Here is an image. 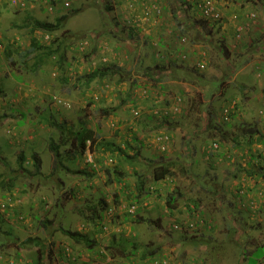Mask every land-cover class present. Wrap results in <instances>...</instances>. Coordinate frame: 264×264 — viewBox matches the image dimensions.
<instances>
[{
  "label": "rangeland",
  "instance_id": "obj_1",
  "mask_svg": "<svg viewBox=\"0 0 264 264\" xmlns=\"http://www.w3.org/2000/svg\"><path fill=\"white\" fill-rule=\"evenodd\" d=\"M27 1L28 10L19 7L23 0H0V240L10 235L0 243V264H247L250 258L249 264H264V255L257 261L255 254L264 247V143L248 141L252 127L264 130V75L258 74L264 50L254 52L250 44L262 33L257 27L264 29V0L245 7L209 0L223 17L212 28H199L195 20L202 13L194 0H64L78 9L52 34L68 45L64 72L56 69L60 52L37 67V57L30 53L24 64L20 54L32 37L21 27L27 14L53 21L67 12L63 0L56 6ZM180 19L194 23L185 40L177 37ZM38 37L45 45L52 41L47 34ZM9 42L18 47L11 58L5 50ZM180 55L190 60L181 61ZM112 57L123 65L117 77L79 81ZM168 60L171 70L153 80L157 63ZM200 60L205 67L197 69ZM240 82L250 85L247 96ZM128 90L135 102L122 105ZM53 119L67 120L71 129L86 121L99 141L140 154L127 160L117 151L105 154L89 146L60 161L49 148L51 135L57 140L61 135ZM34 152L42 161L40 171ZM161 164L172 174L154 180ZM115 167L124 172L121 177ZM142 180L147 191L135 203L132 193ZM174 189L180 197L170 208L166 198ZM128 213L139 220H125ZM28 237L38 243L21 244ZM134 243L137 254L127 256ZM157 247L160 255L146 262L144 248Z\"/></svg>",
  "mask_w": 264,
  "mask_h": 264
},
{
  "label": "trees",
  "instance_id": "obj_2",
  "mask_svg": "<svg viewBox=\"0 0 264 264\" xmlns=\"http://www.w3.org/2000/svg\"><path fill=\"white\" fill-rule=\"evenodd\" d=\"M48 1L51 3V6H54V5L56 6L58 4V2H60L62 0H48ZM196 1L198 3L200 2V0H196ZM196 1L194 0L195 3L194 2H192V3H194V7L196 9H198L199 12L202 13L201 14L202 16L199 19L195 20L199 23L198 24L199 28H201L200 26H204V24L206 26H209L212 28L214 23L218 22L220 19L222 20L223 17H222L221 11H219L218 9H212L209 12H206L204 9H202L198 6ZM234 1L237 3H240L241 6L245 7L247 3L253 2L254 0H241V1L234 0ZM184 2H185V0H184ZM18 3H20V2H18ZM255 3H256V1H255ZM21 4L22 5L19 6L20 8H26L28 10V5H27L28 1L27 0H23V3H21ZM63 4H65L64 0H63ZM107 8L110 10L111 6H108ZM66 9H67V12L56 16V18L53 21L49 20L48 18H44V19L43 18L42 19L41 18H35V17L33 18L32 12L27 14L28 16L25 17V21L21 24V27L22 28L23 27L28 28L30 30V33L32 34V37H31L29 48L26 50H20V54L23 57L24 64H27V59H30V53L33 54L34 57H37V60L34 62V65H33L34 67H37L42 61H44L45 58H50L55 53L60 52L61 55H60L59 61L57 62L58 68H56V69H59L60 72L65 71V65L64 64H67V65L69 64L68 58L66 57V50L68 48V45H64V43H65L64 40H60V37H58V36L54 37L52 34L54 32H56L57 30H59L60 28L64 27L65 23L68 21L70 16L74 15L78 11V9L75 7L71 8V5L66 7ZM44 10H46V8H44ZM53 10H54V8L51 11H53ZM214 15H216L217 17H214ZM253 15H254L253 18L255 19V21L259 20V18L257 17V14L253 13ZM174 16H175V18H178V15L175 11H174ZM180 20H182L183 24L180 26L181 33H177V37L184 39V37H186L185 32H187V30H189L190 26L194 25V23L192 24L190 21L187 22L185 19H180ZM201 20H202V22H201ZM259 26H261V25H259ZM256 30L261 31L262 33H260V35L258 34L257 36L255 35L252 37L250 44H251L252 50L254 52H258L257 51L258 47L261 50H264V29L261 26V27H257ZM132 31H133V29H132ZM38 33L39 34L40 33L47 34L48 37H51L52 41H49L50 44H47V45L42 44V42L39 40ZM63 46H64V49H63V52H61V48ZM226 46H228V45L227 44L222 45V49H223V51L225 50V54L228 53ZM13 47H14L13 42H9V43L5 44V48H6L5 50L7 53L6 55L8 58L12 57V51H16L18 49V47H16V48L14 47L15 49ZM118 48H120V47H118ZM118 48H116V49H118ZM39 50H41V52ZM93 50L96 51V48ZM188 56L189 57L188 58L186 57V59L190 58V55H188ZM178 58H180L181 61L186 60V59H184L183 55H180ZM249 58L250 57L246 58L245 61L241 62L242 66L244 65V63L247 62V59L249 60ZM203 61L202 60L196 61L195 67L197 69L198 68L200 69V67L197 65L201 64L200 66L204 68L205 62H203ZM59 62H60V64H58ZM188 62L189 61H187V63ZM120 63H121L120 58L116 59V58L112 57V58H110V60L109 59L105 60V62L102 63L101 65H95L93 67V70L90 73H87L86 75H84L85 79L82 75L79 76L78 79H79V81L80 80H86V82H89L92 79L93 80L94 79H99V80L112 79L114 77H117L118 73L122 70L123 67H121V66H123V65H121ZM157 64H158L157 65L158 69L155 70L154 75L150 74V76L154 78V79L152 78L153 80L160 81L161 80L160 76L164 75L165 73H168L171 70L170 68L173 67L174 63L171 60H168L167 65H164L163 63L160 64L159 62ZM256 65H258V64H256ZM169 66H170V68H169ZM242 66H239V67H242ZM258 74H260L262 77V74L264 75V68H261V71ZM60 76H61V80L64 79L63 82H65V83L69 82L70 79H69L68 75L60 74ZM155 77H156V79H155ZM121 78L122 77L120 76L119 79L121 80ZM120 80L117 81V83L120 82ZM219 82L221 83V80H219ZM213 85H214V87H216L217 86L216 82L213 83ZM238 85H239V88L242 90V94L247 96L248 92H244V91H248L250 88V85L246 84L245 82H240V84H238ZM147 89H148L147 91H149L150 88L147 86ZM0 93H1V89H0ZM128 93H129V97H125L122 99V101H121L122 105L126 104L127 102H131V101L135 102L132 99L133 94H134L133 90H128ZM231 103L232 102H230L229 104H231ZM99 109L102 110V112L107 114V115L111 111L110 108L105 107V106H100ZM261 113L264 115V111H261ZM168 114H169V112H165V116H164L165 118H167V120H168V117H166V116ZM206 114H208V112H206ZM231 114H228V115H231ZM50 122L55 124V127H58L61 129V135L58 138V140L53 135H51V137L49 138V148L55 154L56 159H59L60 161H63L62 159L64 157V154H66L67 157H69V158H72V154L74 155V157H76V154H74L73 151L85 150L89 146H92L93 150L94 149L95 150L101 149L102 152L105 154H111L112 155L115 151H117V153H119V157H123L124 159H127V160H132L135 158L137 159L138 155L140 154L139 150H137L136 152H134L133 154L130 155V153L127 152L126 149L120 147L118 144H116L113 141H107V142L106 141L105 142L99 141L97 131L95 130V128H93L91 125H89L86 121H81L80 125L76 129L69 128L67 125V123H68L67 120H64L63 122H59L57 119H53ZM257 134H259L260 137ZM236 136L237 135H235L234 137H236ZM224 137L227 138L226 135H223V138ZM248 137H249L248 141L250 143H253L254 141L255 142L259 141V138L261 139L260 141H262L264 143V130L259 129L257 127H252ZM234 140L237 141L236 142L237 147L243 146L242 142L239 139L236 138ZM67 145H70L69 148L66 151H63L61 148L63 146H67ZM222 154H224V153H222ZM33 156H34L33 158H34V164H35L36 170L40 171L41 166H42L41 158H40L39 154L36 152H34ZM25 161H26L25 156L21 154L19 157V167L20 168L25 167V164H24ZM107 170L109 172H111L110 167H107ZM115 172L118 173L119 177H121V175L124 174V172L119 171L117 167H115ZM171 174H172L171 168L168 165L161 164L154 169L153 178H154V180H161V179H164ZM140 183L142 185H139L137 187V191L132 193V196L134 198L133 202H135V203L139 202L141 200L143 194L147 191L146 181L142 180ZM7 184L9 186L11 183H7ZM239 188H240V186H239ZM148 194H149V192L146 193V195H148ZM4 196H6V194H4ZM179 197H180V192L177 191V189H174L168 193L166 201H167V204L169 205L170 208H176L177 207V200ZM97 216H100L101 219L103 218V216L101 214L97 215ZM127 217H132L135 220H139V217L133 213L132 214L128 213L125 217V220H127ZM45 220H46L47 224L48 223L52 224V222H53L52 220L49 221V219H46V218L44 219V222H45ZM0 223H1L0 225L2 226L4 224V221H0ZM156 223H158V222H156ZM60 228L62 229V231H65L64 228H62V227H60ZM70 233L74 236H77V237L84 236L81 232L79 233L78 231H74V232L70 231ZM9 236H10L9 234H3L1 236V238H2L0 240L1 246H2L3 242H5V240L8 239ZM38 239L39 238H36V237H28L21 244L26 245L32 241L38 243V241H37ZM91 242H92V239L90 241H88V243H90V244H91ZM96 243H97V241L95 239H93V248H95ZM159 248L158 247L153 248V249L144 248L143 253H142V257L145 259L146 262H150L153 258H155V256L160 255V252L158 251ZM138 249H139L138 246L134 243L133 248L130 249V253L127 256H129L130 254L136 255L138 252ZM255 254L259 255V256H257L258 257L257 261H259V259L264 255V247L259 249V250L257 249ZM250 259H249V261H250ZM249 261L247 262V264H249ZM28 264H30V263L28 262Z\"/></svg>",
  "mask_w": 264,
  "mask_h": 264
},
{
  "label": "built area",
  "instance_id": "obj_3",
  "mask_svg": "<svg viewBox=\"0 0 264 264\" xmlns=\"http://www.w3.org/2000/svg\"><path fill=\"white\" fill-rule=\"evenodd\" d=\"M200 3V6L202 7V9H204L206 12H209L210 10H212V2L211 1H207V3ZM70 5V1H66L65 2V7H68ZM203 66V65H202Z\"/></svg>",
  "mask_w": 264,
  "mask_h": 264
},
{
  "label": "clouds",
  "instance_id": "obj_4",
  "mask_svg": "<svg viewBox=\"0 0 264 264\" xmlns=\"http://www.w3.org/2000/svg\"><path fill=\"white\" fill-rule=\"evenodd\" d=\"M147 7H149V5H146ZM145 6V8L147 9V11L149 12L150 10H149V8H147ZM153 6V8H155V9H153L156 13H158V14H160L161 13V8L160 7H158V5L155 3L154 5H152ZM151 6V7H152ZM130 20V19H129ZM186 38H184V40H185ZM105 62V60L103 61V63ZM139 87H143V88H145L146 89V86H139ZM1 89V88H0ZM146 91H147V89H146ZM2 93H4V91L1 89V93H0V95L2 94ZM88 149H89V147H88Z\"/></svg>",
  "mask_w": 264,
  "mask_h": 264
}]
</instances>
